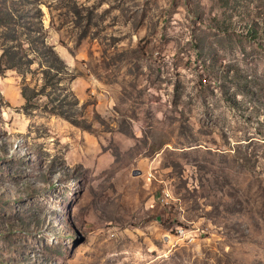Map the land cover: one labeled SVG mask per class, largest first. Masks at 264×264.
<instances>
[{
  "label": "rangeland",
  "instance_id": "1",
  "mask_svg": "<svg viewBox=\"0 0 264 264\" xmlns=\"http://www.w3.org/2000/svg\"><path fill=\"white\" fill-rule=\"evenodd\" d=\"M0 264H264V0H0Z\"/></svg>",
  "mask_w": 264,
  "mask_h": 264
},
{
  "label": "built area",
  "instance_id": "2",
  "mask_svg": "<svg viewBox=\"0 0 264 264\" xmlns=\"http://www.w3.org/2000/svg\"><path fill=\"white\" fill-rule=\"evenodd\" d=\"M159 182H161V181H159ZM169 196V195H168ZM169 197H172V198H174L173 197V195H172V193H171V195L169 196ZM180 223V222H179ZM183 224H188L187 226L186 225H182L181 223L180 224H178V228H177V230H186L187 231V234L191 231V230H196V228L197 227H195V226H190L191 225V223L189 224V223H183ZM197 230H199V229H197Z\"/></svg>",
  "mask_w": 264,
  "mask_h": 264
},
{
  "label": "trees",
  "instance_id": "3",
  "mask_svg": "<svg viewBox=\"0 0 264 264\" xmlns=\"http://www.w3.org/2000/svg\"><path fill=\"white\" fill-rule=\"evenodd\" d=\"M248 31H249V32H247V34H251V33H252V35H256V36H257V33H260V32L258 31V32H256V33L253 34L254 30H253L252 28H249ZM254 37H255V36H254Z\"/></svg>",
  "mask_w": 264,
  "mask_h": 264
},
{
  "label": "bare ground",
  "instance_id": "4",
  "mask_svg": "<svg viewBox=\"0 0 264 264\" xmlns=\"http://www.w3.org/2000/svg\"><path fill=\"white\" fill-rule=\"evenodd\" d=\"M166 197H167V194H164V195L162 196L163 199H166Z\"/></svg>",
  "mask_w": 264,
  "mask_h": 264
}]
</instances>
